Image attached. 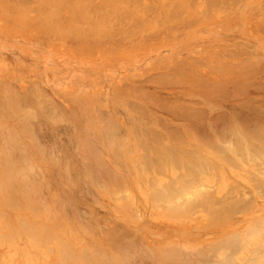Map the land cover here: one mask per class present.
Returning <instances> with one entry per match:
<instances>
[{"label": "crops", "instance_id": "crops-1", "mask_svg": "<svg viewBox=\"0 0 264 264\" xmlns=\"http://www.w3.org/2000/svg\"><path fill=\"white\" fill-rule=\"evenodd\" d=\"M263 75L264 0H0V264H179L175 262L219 260L225 249L224 245L213 248L217 238L231 231L232 221L240 228L246 223L238 206L229 204V195L235 191L230 187L234 183L242 186L248 179L243 170L252 166L241 162L245 157L242 155H251L248 145H258L256 155L264 148V130H260L264 125ZM253 107L257 119L251 116ZM228 120L232 125L233 121L236 125L244 121V128L241 123L235 125V133L236 127L231 130ZM221 121L227 130L218 127L223 125L218 124ZM246 127L255 135L261 131L258 135L262 137L253 139L254 134ZM222 128L224 132L233 131L225 136L235 133L234 138L247 130L246 136L240 134L238 138L251 133L253 144L249 138L244 139L246 144L250 142L244 148V142L237 138L238 146L232 142V134L226 139L221 135ZM165 129H173L168 133L174 137L180 133L181 137L174 139ZM204 136L210 139V145ZM220 141L228 146L213 147ZM244 150L248 153H241ZM161 151L172 159L167 161ZM193 151L199 159L195 154L188 156ZM143 155H149L148 159ZM155 157L161 158L159 162ZM177 158H184L190 166ZM194 160H205L200 162L205 169L199 170L200 164ZM192 161L198 164L197 175ZM158 163L161 167L155 166ZM160 170L162 173H157ZM236 171L238 176L233 175ZM183 173V179L191 180L192 174L203 183L198 186L195 176L192 182L196 184L183 180V185L190 184V189L194 185L204 187V192L201 188L198 195V189L195 192L193 188L191 193L188 184L183 188L178 180ZM167 177L177 182L169 183ZM162 181L169 183L167 190L160 187ZM149 184L151 190L155 187L159 193L166 191L163 197L151 191ZM170 185L182 188L178 191ZM227 186L232 194L225 192ZM208 189L214 192L206 196ZM193 193H197L195 200L203 196L202 203L207 197L210 202L206 199L208 204L201 205V200H196L197 205L192 202L195 206H189L187 200L189 204L194 201ZM221 193L228 196H224L225 202L231 207L224 197L220 201L229 208L219 204ZM151 194L160 196L162 202H155ZM168 195L175 199L166 198ZM214 195L218 206L213 204ZM169 199H174L171 202L176 206ZM220 206L225 209L220 210ZM61 251L69 254L63 256ZM70 251L74 252L72 261Z\"/></svg>", "mask_w": 264, "mask_h": 264}, {"label": "bare ground", "instance_id": "bare-ground-1", "mask_svg": "<svg viewBox=\"0 0 264 264\" xmlns=\"http://www.w3.org/2000/svg\"><path fill=\"white\" fill-rule=\"evenodd\" d=\"M217 1H218V0H217ZM149 2H150V1H149ZM214 2H216V1H214ZM174 3H176V2H174ZM211 3H212V2H211ZM230 3H231V2H230ZM209 4H210V3H209ZM148 5L151 6L150 3H149ZM164 5H165V4H164ZM150 6H149V7H150ZM172 6H173V4H172ZM174 6H175V4H174ZM174 6H173V7H174ZM145 7L147 8L146 5H145ZM157 7H158V5H157ZM157 7H154V10H155V8H157ZM175 7H176V6H175ZM171 9H172V7H171ZM146 10H148V9H146ZM169 11H170V10H169ZM177 12H178V11H177ZM126 13H127V12H126ZM126 13H125V14H126ZM128 13H129V12H128ZM118 14H119V13H118ZM126 15H127V14H126ZM123 16H124V15H123ZM128 16H129V14H128ZM168 16H169V15H168ZM172 17H173V15H172ZM127 18H128V17H127ZM160 18H161V17H160ZM135 26H136V25H135ZM105 40H106V39H105ZM105 40H104V41H105ZM114 40H115V39H114ZM166 75H167V74H166ZM163 76H164V75H163ZM168 76H169V74H168ZM263 76H264V75H263ZM261 78H262V77H261ZM160 80H161V79H160ZM166 81H167V80H166ZM166 81H164V82H166ZM179 81H180V80H179ZM239 81H240V80H239ZM251 81H252V80H251ZM176 82H177V80H176L174 83L176 84ZM160 83H161V82H160ZM251 83H253V82H251ZM172 84H173V83H172ZM261 84H262V83H261ZM197 85H198V84H197ZM207 85H208V84H207ZM209 85H210V84H209ZM242 85H243V84H242ZM246 85H247V84H246ZM246 85H245V86H246ZM251 86H252V85H251ZM261 86H262V85H261ZM254 87L256 88V86H254ZM255 88H254V89H255ZM222 90H223V88H222ZM262 90H263V89H262ZM220 92H221V91H220ZM229 92H230V91H229ZM226 94H227V93H226ZM222 95H223V94H222ZM259 95H260V94H259ZM248 97H249V96H248ZM255 99H257V98H255ZM246 100H247V99H246ZM248 100H250V99L248 98ZM40 101H41V100H40ZM240 101H241V100H240ZM42 102L44 103V101H42ZM168 102H170V101H168ZM191 102H192V101H191ZM194 102H195V101H194ZM249 102H251V101H249ZM263 102H264V101H263ZM263 102H262V103H263ZM43 103L40 102L41 107H43V105H44ZM158 103H159V102H158ZM246 103H248V102H246ZM258 103H259V101H258ZM160 104H161V103H160ZM179 104H180V103H179ZM182 104H183V103H182ZM195 104H196V103H195ZM249 104H250V103H249ZM251 104H252V102H251ZM253 104H254V103H253ZM253 104H252V105H253ZM132 105H134V104H132ZM162 105H163V106H166L164 103H163ZM241 105H242V104H241ZM130 106H131V104H130ZM163 106H161V108H162ZM256 106H257V105H256ZM262 106H263V105H262ZM159 107H160V106H159ZM167 107H168V106H167ZM179 107H180V106H179ZM190 107L194 108V107L191 106V105H190ZM130 108H131V107H130ZM133 108H135V106H133ZM197 108H198V107H197ZM245 108H246V107H245ZM247 108H248V107H247ZM46 109H47V108H46ZM162 109H163V108H162ZM167 109H168V108H166L165 111H167ZM180 109H182V107H181ZM185 109H186V108H185ZM185 109H184V110H185ZM194 109L196 110V108H194ZM198 109H199V108H198ZM231 109H232V108H231ZM233 109H235V108H233ZM243 109H244V108H243ZM254 109H255V107H253V114H251L250 112H248V113L251 114L252 117H254V115H255L254 113H256V112L254 111ZM260 109H261V107H260ZM130 110H131V109H130ZM163 110H164V109H163ZM170 110H171V109H170ZM172 110H173V109H172ZM172 110H171V111H172ZM216 110H217V109H216ZM238 110H239V109H238ZM247 110H248V109H247ZM263 110H264V109H263ZM133 111H134V110H133ZM143 111H144V109H143ZM168 111H169V110H168ZM193 111H194V110H193ZM193 111H192V113H193ZM230 111H231V110H230ZM239 111H241V110H239ZM242 111H243V110H242ZM250 111H251V110H250ZM256 111H257V110H256ZM258 111H259V109H258ZM184 112H185V111H184ZM197 112H198V110H197ZM199 112H200V110H199ZM204 112H206V111H204ZM235 112H236V111H235ZM243 112H244V111H243ZM29 113H30V112H29ZM145 113H146V112H145ZM145 113H144V114H145ZM190 113H191V112H190ZM190 113H189V114H190ZM194 113H195V112H194ZM238 113H239V112H238ZM244 113H245V112H244ZM244 113H243V114H244ZM57 114H58V113H57ZM169 114H171V113L169 112ZM202 114H203V113H202ZM235 114H237V113H235ZM257 114H258V112H257ZM262 114H263V113H262ZM146 115H147V114H146ZM150 115H151V113H150ZM181 115H182V114H181ZM186 115H188V113H187ZM224 115H225V114H224ZM239 115H241V114H239ZM245 115H246V114H245ZM263 115H264V114H263ZM184 116H185V114H184ZM189 116H190V115H189ZM193 116H194V115H193ZM199 116H201V115L199 114ZM235 116H236V115H235ZM237 116H238V115H237ZM241 116H242V115H241ZM259 116H260V115H259ZM158 117H159V116H158ZM174 117H175V116H174ZM191 117H192V115H191ZM195 117H196V116H195ZM203 117H204V116H203ZM214 117H215V116H214ZM216 117H219V116H216ZM220 117H221V116H220ZM242 117H243V116H242ZM252 117H251V118H252ZM183 118H184V117H183ZM183 118H182V119H183ZM188 118H189V117H188ZM212 118H213V117H212ZM223 118H224V116H223ZM237 118H238V117H237ZM239 118H240V117H239ZM239 118H238V119H239ZM243 118H244V117H243ZM254 118H256V116H255ZM49 119H50V118H49ZM161 119H162V118H161ZM193 119H194V118H193ZM195 119H196V118H195ZM204 119H205V118H204ZM204 119H203V121H204ZM213 119H214V118H213ZM215 119H217V118H215ZM226 119H227V118H226ZM233 119H234V118H233ZM246 119H247V116H246ZM246 119H245V120H246ZM256 119H257V118H256ZM258 119L261 121V118H260V117H259ZM159 120H160V119H159ZM196 120H197V119H196ZM196 120H194V122H195ZM199 120H202V119L200 118ZM199 120H198V121H199ZM205 120H206V119H205ZM229 120H230V119H229ZM229 120H228L227 123H230ZM235 120H236V119H235ZM240 120H241V119H240ZM240 120H237V121H240ZM243 120H244V119H243ZM253 120H254V119H253ZM157 121H158V120H157ZM212 121H213V120H212ZM212 121H211V122H212ZM217 121H218V120H217ZM226 121H227V120H226ZM246 121H247V120H246ZM249 121H250V120H248V122H247L248 124L251 123V121H250V122H249ZM255 121H256V120H254L253 123H254V125L256 126ZM57 122H58V121H57ZM109 122H110V121H109ZM109 122H108V123H109ZM152 122H153V121H152ZM158 122H159V121H158ZM162 122H163V119H162ZM162 122H161V123H162ZM167 122H168V121H167ZM200 122H201V121H200ZM200 122H199V123H200ZM205 122H206V121H205ZM213 122H215V121H213ZM213 122H212V123H213ZM235 122H236V121H235ZM243 122H244V121H243ZM243 122L240 121L241 125H240L239 122H236V123H239V125L242 126ZM263 122H264V121H263ZM114 123H115V122H114ZM114 123H113V124H114ZM133 123H134V122H133ZM196 123H198V122H196ZM202 123H203V122H202ZM260 123H261V122H259V123H258L259 125H258V124H257V125H258V126H261L262 123H261V124H260ZM64 124H65V123H64ZM162 124H163V123H162ZM164 124H165V122H164ZM218 124H223V125H219L218 127H221V126L223 127V126H224V123H222V121H221V123H218ZM245 124H246V123H245ZM24 125H26V124H24ZM107 125H108V124H107ZM115 125H116V124H115ZM131 125H132V124H131ZM154 125H155V123H154ZM165 125H167V123H166ZM188 125H189V124H188ZM201 125H202V124H201ZM203 125H204V123H203ZM203 125H202V126H203ZM216 125H217V124H216ZM227 125H228V124H227ZM230 125L232 126L231 130L234 129V127H236V126H239V125L234 124V121H233V125H234V126H233L231 123H230ZM235 125H236V126H235ZM262 125H263V124H262ZM108 126H109V125H108ZM133 126H134V125H133ZM168 126H169V125H168ZM189 126H190V125H189ZM192 126H193V125H192ZM198 126H199V125H198ZM231 126H230V127H231ZM250 126H251V125H250ZM255 126H254V130H258V126H257V127H255ZM194 127H196V126H194ZM200 127H201V126H200ZM205 127H206V126H205ZM209 127H211V126H209ZM218 127H217V128H218ZM225 127H226V125H225ZM242 127L244 128V126H242ZM247 127H248V126H247ZM247 127H246V129H247L248 131H251V129L249 130ZM261 127H262V126H261ZM132 128H133V127H132ZM171 128H172V127H171ZM211 128H212V127H211ZM223 128H224V127H223ZM223 128L221 129L222 132H224ZM227 128H228V127H227ZM238 128H239V127H238ZM259 128H260V127H259ZM105 129H106V128H105ZM111 129H112V127H111ZM169 129H170V128H169ZM169 129H167V130H169ZM175 129L177 130L178 128H175ZM196 129H197V128H196ZM202 129H203V128H202ZM208 129H209V128H208ZM212 129H213V128H212ZM224 129H226V128H224ZM239 129H240V128H239ZM246 129H243V130L245 131ZM107 130H108V129H107ZM112 130H113V129H112ZM167 130L165 129L166 133H168ZM171 130H173V129H171ZM171 130H169V131H171ZM204 130H205V129H204ZM217 130H219V134H220V129H217ZM226 130H227V129H226ZM228 130H229V131H227V132H233V131H230V129H228ZM234 130H235V129H234ZM247 130H246V131H247ZM260 130H261V131L264 130V125H263L262 128H260ZM115 131H116V130H115ZM115 131H114V132H115ZM173 131H174V130H173ZM195 131H196V130H195ZM237 131H238V129H237V127H236V131H235V133H237ZM246 131L244 132L245 135H242L241 133H240V134H241L242 136H246ZM252 131H253V130H252ZM252 131H251V132H252ZM261 131H260V132H261ZM109 132H111V131L109 130ZM198 132H199V131H198ZM201 132H202V131H201ZM213 132H214V131H213ZM222 132H221V133H222ZM227 132H224V133L221 134V135H223L224 138H225V137L227 136V135L225 136V133H227ZM256 132H257V131H256ZM260 132H259V133H260ZM136 133H137V132H136ZM169 133H170V132H169ZM169 133H168V134H169ZM178 133H179V132H178ZM203 133H204V132H203ZM203 133H201V134H202V138H203ZM205 133H206V132H205ZM207 133H209V132H207ZM235 133H233V134H232V133H229V134H228L229 137L227 136V138H231V137L233 136V139L236 140V141H233V139H232V142H236V143H237L238 140H240L241 138H238V136H239L240 134H239V135L236 134V135H238V136H237V137L235 136V138H236V139H235V138H234ZM238 133H239V132H238ZM252 133H253V132H252ZM254 133H255V132H254ZM254 133H253V134H254ZM259 133H258V134H259ZM107 134H108V133H107ZM137 134H139V132H138ZM172 134H173V133H172ZM198 134H199V133H198ZM217 134H218V133H217ZM231 134H232V135H231ZM248 134H249V132H247V135H248ZM258 134L256 133V135H258ZM119 135H120V134H119ZM134 135H135V134H134ZM169 135H170V134H169ZM179 135H180V133H179L178 135L176 134L175 137L172 136V135H170V136H172V138L175 139V138L178 137ZM230 135H231V137H230ZM241 135H240V136H241ZM249 135L251 136V138L253 137L251 133H250ZM249 135H248V136H249ZM256 135L254 134V138H253V139H259L260 136L258 135V137H257ZM261 135H264V132H262ZM112 136H113V135H112ZM115 136H116V135H115ZM115 136H114V137H115ZM197 136L199 137V135H197ZM211 136H212V135H211ZM250 136H249V137H245V138L242 137V139H241L242 142L246 141L248 138H249L248 141H250V139H251ZM106 137H108V136H106ZM120 137H121V136H120ZM122 137H123V136H122ZM180 137H181V135H180ZM206 137H208V136H206ZM221 137H222V136H219V138H221ZM256 137H257V138H256ZM261 137H262V136H261ZM261 137H260V138H261ZM109 138H110V137H108V139H109ZM134 138H136V137H134ZM145 138H146V137H145ZM169 138H170V137H169ZM200 138H201V137H199V139H200ZM204 138H205V136H204ZM237 138H238V140H237ZM106 139H107V138H106ZM114 139H115V138H114ZM117 139H118V137H117ZM146 139H147V138H146ZM148 139H149V138H148ZM148 139H147V140H148ZM208 139H209V138H208ZM211 139H213V138H211ZM225 139H226V138H225ZM244 139H246V140H244ZM262 139H263V138H262ZM262 139H260V140H262ZM111 140H113L112 137H111ZM136 140L139 141L138 138H137ZM157 140H158V139H157ZM200 140H202V139H200ZM204 140L206 141L207 144H208V143H211V142H210V139L207 140V139L205 138ZM241 140H240V141H241ZM243 140H244V141H243ZM31 141H32V140H31ZM107 141H108V140H107ZM117 141H118V140H117ZM140 141H141V140H140ZM177 141H178V140H177ZM181 141H182V140H181ZM184 141L186 142V140H184V138H183V142H184ZM202 141H203V140H202ZM207 141H209V142H207ZM228 141H229V142H228ZM228 141H227L228 143L231 142L230 139H229ZM240 141H239V142H240ZM252 141H253V140H251L250 142H252ZM142 142H143V141H142ZM160 142H161V141H160ZM213 142H214V141H213ZM213 142H212V143H213ZM220 142H221V143H218V144H216L215 146H213L215 143H214V144H211V146L216 147V146H218L219 144L222 145L221 147L226 146V145H224L225 142H224V143H223L222 141H220ZM239 142H238V143H239ZM250 142H247V143L250 144ZM256 142H258V140H256ZM259 142H261V141H259ZM76 143H77V142H76ZM112 143H113V141H112ZM176 143H177V142H176ZM238 143H237V144H238ZM254 143H255V141H254ZM261 143H262V142H261ZM107 144H108V143H107ZM109 144H110V143H109ZM109 144H108V145H109ZM136 144H137V143H136ZM140 144H141V143H140ZM140 144H139V145H140ZM142 144H143V143H142ZM161 144H163V143H161ZM231 144H232V143H231ZM242 144H244V145L242 146ZM242 144H241V146L244 147V148H245L246 145H248V144H246L245 142L242 143ZM251 144H253V142H252ZM128 145H130V144H128ZM145 145H146V144H145ZM154 145H155V144H154ZM208 145H210V144H208ZM223 145H224V146H223ZM229 145H230V144H229ZM234 145H236V144L234 143ZM255 145H256V144H255ZM259 145H260V144H259ZM261 145H262V144H261ZM261 145H260V146H261ZM116 146H117V145H116ZM121 146H122V145H121ZM140 146H141V145H140ZM163 146H164V145H163ZM227 146H228V145H227ZM227 146H226V147H227ZM231 146H232V145H231ZM238 146H239V144H238ZM238 146H237V147H238ZM241 146H240V147H241ZM249 146H251V147H249ZM20 147H21V146H20ZM110 147H113V146L110 145ZM146 147H147V146H144V150L147 149ZM149 147H150V146H149ZM156 147H157V146H156ZM156 147H155V148H156ZM161 147H162V146H161ZM164 147H165V146H164ZM164 147H162V148H164ZM166 147H167V146H166ZM166 147L164 148L165 150H166ZM170 147H171V146H170ZM229 147H230V146H229ZM242 147H241V148H242ZM247 147L250 148V151H251V155H252V156H251L250 154H249L248 156H247V155H242V156H245V157L242 158V159H243V161H245V163L248 164V165L251 163L250 165H252V166L246 167V168H244V170H243V168H241V169L244 171V173L247 174L248 179L244 182L245 184L243 183L242 186H239L237 183H236V184L234 183L235 185L233 184L232 187H230V188L232 189V191H234L233 189H235V191H234L235 193L233 192V194H232V191H231V189H229V186H227L229 191L225 189V190H226L225 192H226V193H227V192H228V193L231 192V193H229V194H232V195H233V196H230L229 194H227V195H229V198L231 197L230 199L232 200L231 202H229V204L232 205V206H234V204H235L236 206H238V208H237L236 206H235V207H236L237 209H239V211L236 210V211H234V212H237V211H238V212L242 213L243 215L246 214L245 216H246L247 219H249V218H251V219H254V218L257 219L256 217L260 216V214H264V179H262V178H264V177H262V176H264V154H263V153H264V151H263L264 148H262V152H263V153L259 151V155H256V153H257L256 151L258 150V145L255 146V147H257V149L254 147V144H253V145H248ZM252 147H254V148L252 149ZM262 147H264V145H263ZM127 148H128V147H127ZM131 148H132V147H131ZM137 148H138V146H137ZM158 148H159V147H158ZM210 148H211V147H210ZM217 148H218V147H217ZM233 148H235V150H236V147H233ZM241 148H237V150H238V149H241ZM244 148H243V149H244ZM8 149H9V148H8ZM13 149H14V148H13ZM108 149H109V148H108ZM135 149H136V148H135ZM180 149H181V147H180ZM189 149H190V148H189ZM225 149H227V148H225ZM243 149H242V150H243ZM254 149H255V150H254ZM155 150H156V149H155ZM165 150H164V151H165ZM170 150H172V147L170 148ZM175 150H176V149H175ZM183 150H184V148H183ZM185 150H186V149H185ZM185 150H184V151H185ZM213 150H214V149H213ZM216 150H217V149H216ZM223 150H224V148H223ZM246 150H247V149H246ZM248 150H249V149H248ZM248 150H247V151H248ZM253 150L255 151V153H254ZM113 151H114V150H113ZM128 151H129V150H128ZM157 151H159V150L157 149ZM168 151H169V149H168ZM168 151H167V152H168ZM179 151H182V150H179ZM186 151H187V150H186ZM186 151H185V152H186ZM220 151H221V150H220ZM228 151H231V150H228ZM232 151L234 152V149H232ZM232 151H231V152H232ZM244 151H245V150H244ZM247 151H245V152H242V151H241V153L246 154ZM252 151H253V152H252ZM9 152H10V150H9ZM9 152H8V155H9ZM117 152H118V151H117ZM159 152H160V151H159ZM159 152H157V153H159ZM161 152H162V151H161ZM170 152H171V151H170ZM174 152H175V151H174ZM182 152H183V151H182ZM187 152H188V151H187ZM187 152H186V153H187ZM226 152H227V150H226ZM226 152H224V153H226ZM235 152H236V151H235ZM235 152H234V153H235ZM111 153H112V152H111ZM113 153H114V152H113ZM115 153H116V152H115ZM146 153H147V152H146ZM172 153H173V152H172ZM172 153H170V155H171ZM176 153H177V152H176ZM178 153H179V152H178ZM191 153H192V154H191ZM191 153H190L188 156H191V155L194 156L193 154H195L196 151H195V153H194V151L191 152ZM221 153H222V151H221ZM247 153H248V152H247ZM260 153H261V154H260ZM40 154H41V153H40ZM153 154H154V153H153ZM160 154H163V152L160 153ZM160 154H159V157H160ZM167 154H168V153H167ZM187 154H188V153H187ZM196 154H198V153H196ZM196 154H195L194 157H196V156L199 157V156L196 155ZM228 154H229V153H228ZM2 155L4 156V154H2ZM116 155H118V154H116ZM163 155H164V154H163ZM163 155H162V156H163ZM199 155H200V154H199ZM225 155H226V154H225ZM235 155H236V153H235ZM239 155H240V154H238L237 156H239ZM254 155H255L256 157H254ZM93 156H94V155H93ZM93 156H92V157H93ZM143 156H144V157H143ZM143 156H142L143 158H145V157L147 158V156H149V155H146V156L143 155ZM152 156H153V155H152ZM154 156H156V155L154 154ZM154 156H153V157H154ZM164 156H165V155H164ZM173 156H174V155H173ZM183 156H184V155H183ZM200 156H201V155H200ZM223 156H224V155H223ZM229 156H230V155H229ZM249 156H250V157H249ZM115 157H116V156H115ZM117 157H119V156H117ZM120 157H121V156H120ZM130 157H131V156H130ZM142 157H141V159H142ZM165 157H166V156H165ZM165 157H163V158H165ZM169 157L171 158L172 156H169ZM169 157H168V159H169ZM194 157H192V158L194 159ZM197 157H196V158H197ZM227 157H228V156H227ZM230 157H231V156H230ZM251 157H252V158H251ZM0 158H1V157H0ZM100 158H101V157H100ZM155 158H156V157H155ZM155 158H154L153 161H155ZM163 158H162V160H163ZM184 158H185V157H184ZM184 158H181V160H180V158H177V159H179L178 162H179V161L182 162V160H183V161H184V165H185L186 163H188L187 161L185 162ZM188 158H189V157H188ZM188 158H187L186 160H188ZM196 158H195V159H196ZM200 158H201V157H200ZM202 158H204V157L202 156ZM147 159H148V158H147ZM147 159H146V163H148V161H149V160L147 161ZM159 159H161V158H159ZM159 159L156 158V163H157V161L159 162ZM165 159H167V157H166ZM168 159H167V161H169ZM171 159H172V158H171ZM173 159H174V158H173ZM193 159H191V160H193ZM197 159H199V158H197ZM234 159H235V158H234ZM234 159H233V157H232L231 160L235 161L236 159H235V160H234ZM239 159H240V158H239ZM242 159H241V162H242ZM6 160H7V159H6ZM9 160H10V159H9ZM24 160H25V159H24ZM95 160H96V159H95ZM150 160H152V159H150ZM174 160H175V159H174ZM174 160H172L171 162L173 163ZM189 160H190V159H189ZM189 160H188V161H189ZM229 160H230V159H229ZM229 160H228V161H229ZM11 161H12V160H11ZM18 161H19V160H18ZM101 161H102V160H101ZM160 161H161V160H160ZM164 161H165V160H164ZM175 161H176V160H175ZM194 161H195V162L198 161V163L200 164V162H201L202 160H200V161H199V160H194ZM204 161H205V160H204ZM204 161L201 162V163H204ZM206 161H207V160H206ZM249 161H250V163H249ZM19 162H20V161H19ZM96 162H97V161H95L94 166H96ZM102 162H103V161H102ZM133 162H134V160H133ZM229 162H230V161H229ZM235 162H236V161H235ZM10 163H11V162H10ZM17 163H18V162H17ZM100 163H101V162H100ZM103 163H105V162H103ZM161 163H163V162L161 161ZM190 163H191V162H190ZM205 163H206V162H205ZM232 163H233V162H232ZM236 163H237V162H236ZM245 163H243V164H245ZM19 164H21V163H19ZM98 164H99V162H98ZM106 164H107V163H106ZM134 164H135V163H134ZM149 164H150V163H149ZM149 164H148V165H149ZM158 164H159V165H158ZM158 164H156L155 166L157 167V166L162 165V164H160V163H158ZM163 164H164L163 166H168V167H169V165H165L166 162L163 163ZM167 164H168V162H167ZM182 164H183V163H182ZM195 164H196V163H195ZM207 164H208V161H207ZM207 164H205V167H206ZM4 165H5V164H4ZM146 165H147V164H146ZM153 165H154V163H153ZM153 165H152V169H153ZM184 165H183V166H184ZM192 165L194 166V167H193L194 169H196V168H197L196 166H198V164H197V165H194V164H193V161H192L191 166H192ZM201 165H202V164H200L199 166H201ZM203 165H204V164H203ZM209 165H210V164H209ZM209 165H207V166L211 169V166H209ZM231 165H232V164H231ZM238 165L242 166L241 164H238ZM12 166H13V164H12ZM101 166H102V164H101ZM140 166H141V165H140ZM155 166H154V168H156ZM172 166L175 167V164L172 165ZM179 166H180V165H179ZM186 166L188 167V166H190V165H187V164H186ZM186 166H185L184 168H186ZM199 166H198L199 170H201V169L203 170L204 167H203V166L199 167ZM233 166H234V163H233ZM240 166H239V167H240ZM14 167H16V165H15ZM98 167H99V166H98ZM125 167H126V166H125ZM150 167H151V166H150ZM160 167H161V166H160ZM174 167H173V168H174ZM195 167H196V168H195ZM202 167H203V168H202ZM234 167H236V165H235ZM237 167H238V166H237ZM242 167H243V166H242ZM143 168H144V167H143ZM148 168H149V167H148ZM184 168H182V169H184ZM209 168H208V170H209ZM15 169H16V168H15ZM26 169H27V168H26ZM137 169H138V168H137ZM141 169H142V168H141ZM141 169H140V170H141ZM167 169H168V168H167ZM187 169H188V168H187ZM204 169H205V168H204ZM206 169H207V167H206ZM212 169H213V167H212ZM145 170H147V169H145ZM178 170H179V169H178ZM199 170L196 169V171H197V172H196V175H197V173H198ZM208 170H207V172H208ZM16 171H17V170H16ZM27 171H28V170H27ZM153 171H154V170H153ZM181 171H182V170H181ZM183 171H184V173H185L187 170H186V171L183 170ZM191 171H192V170H191ZM191 171H190V173H191ZM194 171H195V170H194ZM30 172H31V171H30ZM111 172H112V171H111ZM137 172H138V171H137ZM149 172H150V171H149ZM160 172H161V170H160V171H157V173H160ZM167 172H168V171H167ZM179 172H180V171H179ZM192 172H193V171H192ZM199 172H200V171H199ZM201 172H202V171H201ZM203 172H204V171H203ZM215 172H216V171H214V173H212V171H211L212 174H215ZM6 173H7V172H6ZM14 173H15V172H14ZM28 173H29V172H28ZM109 173H110V172H109ZM155 173H156V171H155ZM161 173H162V172H161ZM177 173H178V172H177ZM184 173L182 174L183 176L180 175V176L182 177V179H178L181 183L183 182V180L186 181V182H189V181L192 182V179H194L195 176H196V175H194V176L192 177V174H191V177H190L191 180H188L186 177H185V179H183V178H184V175H185ZM186 173L188 174L189 172H186ZM205 173H206V172H205ZM233 173H234V174H233ZM233 173H232V174H233L234 176H238V174H239L238 171L233 172ZM26 174H27V173H26ZM140 174H141V173H140ZM153 174H154V173H153ZM187 174H186V175H187ZM193 174H194V172H193ZM242 174H243V173H242ZM8 175H9V174H7V176H8ZM12 175H13V174H12ZM17 175H18V174H17ZM99 175H100V174H99ZM120 175H121V174H120ZM120 175H119V176H120ZM150 175H151V173H150ZM165 175H166V174H165ZM215 175H216V174H215ZM0 176H1V175H0ZM19 176H20V175H19ZM83 176H84V175H83ZM100 176H101V175H100ZM139 176H140V175H139ZM157 176H158V175H157ZM166 176H167V175H166ZM168 176H169V175H168ZM174 176H175V175H174ZM174 176H173V177H174ZM189 176H190V175L188 174L187 177H189ZM23 177H24V176H23ZM23 177H22V178H23ZM121 177H122V175H121ZM151 177H153V179H154V176L151 175ZM169 177H170V176H169ZM169 177H167V179H169ZM171 177H172V176H171ZM173 177H172V178H173ZM176 177H179V175L176 176ZM211 177H212V176H211ZM216 177H217V176H216ZM5 178H7V177L5 176ZM8 178H9V180H10V177H8ZM12 178H13V176H12ZM100 178H101V177H100ZM111 178H112V176H111ZM146 178H150V177L147 176ZM172 178L169 179V183L173 182V181H172ZM174 178H175V177H174ZM179 178H180V177H179ZM235 178H236V177H235ZM246 178H247V177H246ZM13 179H15V178H13ZM24 179H25V178H24ZM31 179H32V178H31ZM108 179H109V178H108ZM122 179H123V177H122ZM153 179H150V180L152 181ZM200 179H201V176H200ZM213 179H214V178H213ZM32 180H34V179H32ZM101 180H102V179H101ZM115 180H116V179H115ZM123 180H124V179H123ZM147 180H148V179H147ZM154 180H155V179H154ZM170 180H171V181H170ZM174 180H175V179H174ZM187 180H188V181H187ZM194 180H195V181L197 180L198 186H199V184H200V185L203 184V183H199V181L201 182V180H199L197 176H196V179H194ZM198 180H199V181H198ZM216 180H218V178H217ZM0 181H2V180H0ZM13 181H15V180H13ZM19 181H20V180H19ZM22 181H23V180H22ZM22 181H21V182H22ZM24 181H25V180H24ZM113 181H114V180H113ZM195 181H193L192 184H193V183L196 184ZM3 182H4V181H3ZM105 182H106V181H105ZM122 182H123V181H122ZM155 182H156V180H155ZM162 182H163V181H162ZM162 182H161V183H162ZM165 182H166V181H165ZM176 182H177V181H176ZM176 182H175V183H176ZM215 182H217V181H215ZM230 182H231V181H230ZM230 182H228V184H229ZM240 182H241V181H240ZM6 183H7V182H6ZM27 183H28V182H27ZM34 183H35V182H34ZM98 183H99V182H98ZM102 183H103V182H101V183H99V184H102ZM152 183H153V182H151L150 184H152ZM161 183H160V184H161ZM163 183H164V182H163ZM169 183L167 182V183H166L167 185L164 183V184H162V186H160L159 184H158V185H159L161 188L164 186L163 189H166V190H167L168 188H165V186H169ZM173 183H174V182H173ZM173 183H172V184H173ZM175 183H174V184H175ZM181 183H179V184H181ZM183 183H184V182H183ZM183 183H182L183 188H184V187H187V184H188V183H187L186 185H183ZM213 183H214V182H213ZM213 183H212V184H213ZM3 184H4V183H3ZM9 184H10V183H9ZM150 184H149V189L151 190V188H153V187H152V185H150ZM154 184H155V183H153V185H154ZM172 184H171V185H172ZM179 184H176V185H179ZM192 184H191V185H192ZM250 184H251V185H250ZM16 185H17V184H16ZM19 185H20V184H19ZM122 185H123V184H122ZM147 185H148V184H147ZM171 185H170V186H171ZM188 185H189V186H188L187 188L191 187L190 184H188ZM204 185H205V184H204ZM215 185H216V184H215ZM230 185H231V184H230ZM10 186H11V185H10ZM32 186H33V185H32ZM101 186H102V185H101ZM182 186L180 185V188H182ZM192 186H193V185H192ZM198 186H196V187H198ZM202 186H203V185H202ZM208 186H209V185H208ZM208 186L206 185V188H207ZM26 187H27V186H26ZM98 187H99V186H98ZM103 187H104V185H103ZM121 187H122V186H121ZM150 187H151V188H150ZM160 187H159V189H160ZM171 187L174 188L173 186H171ZM171 187H170V188H171ZM194 187H195V185L193 186V188H194ZM212 187H214V185H212ZM227 187H226V188H227ZM12 188H13V187H12ZM30 188H31V187H30ZM100 188H101V189H104V188H102V187H100ZM117 188H119V187H117ZM180 188H179V187L177 188V186H176V189H175V188H174V189H175V190L178 189V191H179V190H181ZM193 188H191V189L189 188V189L192 190ZM201 188H202V187H201ZM201 188H200V187H199V188H194V190H195V189H198V191H197L198 195H199V192H200L199 189H201ZM203 188H204V187H203ZM203 188H202V190H203ZM206 188H205V189H206ZM208 188H209V187H208ZM210 188H211V187H210ZM6 189H7V188H6ZM4 190H5V189H4ZM11 190L13 191V189H11ZM22 190H23V189H22ZM22 190H21V192H22ZM28 190H29V189H28ZM124 190H127V189L124 188ZM124 190H123V191H124ZM152 190H153V189H152ZM152 190H151V191H152ZM154 190H156L155 187H154ZM154 190H153V191H154ZM171 190L175 192V190H173V189H171ZM171 190H170V191H171ZM185 190H186V189H185ZM202 190H201V191H202ZM208 190H209L210 193H207V192H206V193H207L206 196H208L209 194L211 195V190H212V192H214L213 189H211V190L208 189ZM208 190H207V191H208ZM14 191H15V190H14ZM14 191H13V192H14ZM19 191H20V190H19ZM156 191H157V192H156ZM156 191H154V192L158 193L161 197H163V192H166V191H163V190H162L163 192H160V193H159V190H156ZM160 191H161V189H160ZM170 191H167L166 194H169V193L172 192V191H171V192H170ZM221 191H222V190H221ZM9 192H10V191H9ZM120 192H121V191H120ZM168 192H169V193H168ZM174 192H173V193H174ZM185 192H186V191H185ZM187 192H188V191H187ZM192 192H193V190L191 191V193H192ZM195 192H196V190H195ZM195 192H194V193H195ZM203 192H204V190H203ZM225 192H224V193H225ZM7 193H8V192H7ZM16 193H17V191H16ZM31 193H32V192H31ZM123 193H126V191L123 192ZM151 193H152V192H151ZM178 193H179V192H178ZM181 193H183V192L181 191ZM189 193H190V192H189ZM194 193L191 194L192 197H193V195L195 196V197H194V201H193V200L190 201V202H191L190 204H189V199L187 198V199H188L187 202H188V205H189V206L192 205L193 203H195L196 200H197V201L201 200V198L203 197V196H202L200 199H198V197H197V199L195 200L197 193H196V194H194ZM200 193H201V192H200ZM224 193H223V194H224ZM246 193H247L246 197H248V198L245 197V194H246ZM21 194H22V193H21ZM234 194L237 195V196H238V194H239V196H240V194H241V196L239 197L241 200H240L237 196H235V197H236V199H235V198H234ZM5 195H6V194H5ZM117 195H119L120 198H122L123 196L126 197V195H123V196L120 195V194H117ZM154 195H155V194H154ZM154 195H153V196H154ZM169 195H170V194H169ZM169 195L166 196V198H168V197H172V196H169ZM171 195H175V197H177V198H178V196L181 197V194H180V195L177 194L178 196H176V193H174V194L171 193ZM183 195H184V194H183ZM183 195H182V197H183ZM185 195H186V194H185ZM187 195H188V194H187ZM202 195H203V194H202ZM220 195H221V197H220V196H219V197L217 196V197L219 198V204L221 205V203L223 202V200H224V202L227 201V200H225V197H224V196H226V194H224V196H223L222 193H221ZM242 195H244V196H242ZM10 196H11V195H10ZM24 196H25V195H24ZM151 196H152V194H151ZM153 196H152V198H153ZM160 196H159V197H158V196H157V197L154 196V197H156V198H155L156 201H155V200H154V201H155V202L158 201L159 203L162 202V199H159ZM188 196H189V195H188ZM212 196H213V194H212ZM7 197H9L8 194H7ZM192 197H190V198H192ZM199 197H200V196H199ZM223 197H224V199H223ZM5 198H6V197H5ZM12 198H13V197H12ZM12 198H11V199H12ZM152 198H151V199H152ZM157 198H158V199H157ZM172 198H174V196H173ZM177 198H176V199H177ZM183 198L186 199L185 196H184ZM183 198H182V199H183ZM204 198H205V197H204ZM204 198H203V199H204ZM208 198H209V197H207L206 199L208 200ZM212 198H213V197H212ZM212 198H210V199H212ZM214 198H215V199H213V200H214V201H213V204L216 205V204L218 203V202H217L218 199H216L215 195H214ZM220 198H221V199H220ZM229 198H228V196H226V199H229ZM8 199H9V198H8ZM153 199H154V198H153ZM170 199H171V198H170ZM170 199H169V200H170ZM174 199H175V198H174ZM174 199H173V200H170L169 203L174 204V202H171V201H175ZM206 199H204V202H203V203H202L203 200H201V201H200V204L202 203L201 205H203L205 202L207 203V200H206ZM222 199H223V200H222ZM238 199H239V200H238ZM6 200H7V199H6ZM9 200H10V199H9ZM31 200H32V199H31ZM163 200H165V197H164ZM179 200H180V198L178 199V202H179ZM205 200H206V201H205ZM220 200H221L222 202H221ZM14 201H15V200H14ZM16 201H17V200H16ZM24 201H25V200H24ZM29 201H30V200H29ZM154 201H153V202H154ZM176 201H177V200H176ZM183 201L185 202V200H183ZM183 201H181V202L184 203ZM11 202H12V200H11ZM27 202H28V201H27ZM35 202H36V200H35ZM35 202H34V203H35ZM150 202H151V201H150ZM187 202H185V203H187ZM192 202H193V203H192ZM208 202H210V200H208ZM216 202H217V203H216ZM7 203H10V202H7ZM7 203H6V204H7ZM182 203H181V204H182ZM185 203H184V204H185ZM225 203L228 204V202H225ZM12 204H13V206H14V202H13ZM26 204H27V203H26ZM28 204H29V203H28ZM28 204H27V206H28ZM163 204H164V203H163ZM172 204H170V206H171ZM184 204H183V205H184ZM197 204H198V202H196V205H197ZM207 204H208V203H207ZM211 204H212V203H210L209 205L211 206ZM213 204H212V205H213ZM226 204H223V203H222L221 206H222V207H225L224 205H226ZM229 204H228V205H229ZM10 205H11V203H10ZM97 205H99V204H97ZM154 205H155V204H154ZM167 205H168V203H167ZM228 205H227L226 207H228ZM230 205H229V207H231ZM7 206H9V204H7ZM16 206H18V204H16ZM24 206H25V205H24ZM39 206H40V205H39ZM100 206H101V205H100ZM165 206H166V204H164L163 207H164L165 209H168V208L165 207ZM170 206L168 205V207H170ZM172 206H176V205L174 204V205H172ZM172 206H171V207H172ZM179 206L181 207L182 205H179ZM192 206L194 207L195 205H192ZM217 206H218V204H217ZM217 206H216V207H217ZM221 206L219 207L220 210H221V208H222ZM28 207H29V206H28ZM35 207H36V206H35ZM177 207H178V206H177ZM180 207H178V208H179V211L182 212V214H183V213H184V212H183L184 210L181 211V210H180V209H181ZM182 207H183V206H182ZM186 207H187V209H190V210L193 209V207H192V208H191V207H188L187 204H186V206L184 205V208H186ZM208 207H209V206H207V210H208ZM226 207H225V208H226ZM229 207H228V208H229ZM178 208H177V210H175V211H178ZM210 208H211V209H212V208L215 209V206H212V207H210ZM225 208H222V209L224 210ZM8 209H9V208H8ZM32 209H33V208H32ZM162 209H163V208H162ZM187 209H186V210H187ZM30 210H31V209H30ZM43 210H45V209H43ZM170 210L173 211V209H170ZM190 210H189V211H190ZM194 210H196V208H195ZM201 210H205V208H203V209H201ZM215 210H216V209H215ZM217 210H219V209H217ZM0 211H2V210H0ZM33 211H34V210H33ZM166 211H167V210H166ZM209 211H210V210H208V212H209ZM211 211H212V210H211ZM48 212H49V211H48ZM193 212H194V211H193ZM43 213H44V212H43ZM133 213H134V212H133ZM187 213H188V212H187ZM187 213L185 212V214H187ZM134 214H135V213H134ZM178 214H180V213H178ZM231 214H232V212H231ZM229 215H230V214H229ZM53 216H54V215H53ZM130 216H131V215H130ZM135 216H136V215H135ZM185 216H187V215H185ZM172 217H173V216H172ZM176 217H177V216H176ZM188 217H189V216H188ZM227 217H228V216H227ZM2 219H3V217H2ZM45 219H46V218H45ZM260 219H261V218H260ZM19 220H21V218H20V219L18 218V221H19ZM22 220H23V219H22ZM257 220H258V219H257ZM18 221H17V225H18ZM250 221H253V220H250ZM250 221L247 222V224H248V223L252 224V222H250ZM255 221H256V220H255ZM25 222H26V221H25ZM257 222H258V221H257ZM26 223H27V222H26ZM22 224H23V223H22ZM247 224H246V225H247ZM250 224L247 225V227H249V226L251 227ZM27 225L29 226V224H27ZM232 225H233V224H231V226H232ZM252 225H253V224H252ZM25 226H26V225H25ZM25 226H24V228H25ZM28 226H27V228H25L26 230L29 229ZM45 226H46V225H45ZM257 226H258V225H257ZM19 228H21V226H20ZM31 228H33L32 225H31ZM45 228H48V227L46 226V227H44V229H45ZM235 228H236V227H234V229H235ZM22 229H23V228H22ZM34 229H35V228H34ZM42 229H43V227H42ZM44 229H43V230H44ZM253 229H254V228H253ZM32 230H33V229H32ZM45 230H46V229H45ZM47 230H48V229H47ZM237 230H239V229L234 230V232H232V234H230V233H229V234L226 233L224 236H222L223 240L221 239V240H219L218 242H216V243L213 244V245H215L213 248L216 250V248H220V246L222 247L223 245H226V246H227V244L229 243V246H227V247H229V248L231 249V247H230L231 244H230V241H229V240H232V239H233V242H234V240L238 237V231H237ZM254 230H255V229H254ZM30 231H31V230H30ZM35 231H36V229H35ZM168 231H169V230H168ZM239 231H240V230H239ZM246 231H247V230H246ZM249 231H250V229H249ZM249 231H248V232H249ZM47 232H48V231H47ZM252 232H253V230H252ZM30 233H31V232H30ZM32 233H33V231H32ZM236 233H237V234H236ZM45 234H46V233H45ZM48 234H50V233H48ZM55 234H56V233H55ZM91 234H92V233H91ZM4 235H5V234H4ZM17 235H18V234H17ZM26 235H27V234H26ZM28 235H29V234H28ZM30 235H31V234H30ZM35 236H36V235H35ZM44 236H46V235H44ZM44 236H43V237H44ZM235 236H236V237H235ZM6 237H7V236H6ZM29 237H30V236H29ZM32 237H33V235H32ZM52 237H53V236H52ZM186 237H187V236H186ZM34 238H35V237H34ZM170 238H171V237H170ZM229 238H232V239H229ZM37 239H38V238H37ZM48 240H49V239H48ZM48 240H47V241H48ZM236 240H237V239H236ZM236 240H235V241H236ZM227 241H229V242H227ZM237 241H238V240H237ZM44 242H45V241H44ZM171 242H172V241H171ZM223 242H224L225 244H224ZM86 243H87V242H86ZM221 243H222L223 245H222ZM226 243H227V244H226ZM231 243H232V242H231ZM175 244H176V243H175ZM41 245H43V244L41 243ZM232 245H233V244H232ZM43 246H44V245H43ZM58 246H59V245H58ZM62 246H63V245H62ZM62 246L60 245V247H62ZM67 246H68V245H67ZM173 246H174V245H173ZM175 246H176V245H175ZM233 246H234V245H233ZM39 247L41 248V246H39ZM49 247H50V246H49ZM145 247H146V246H145ZM235 247H237V246H235ZM55 248H56V247H55ZM70 248H71V247H70ZM138 248H139V247H138ZM174 248H175V247H174ZM213 248H212V249H213ZM58 249H59V248H58ZM61 249H62V248H61ZM64 249H66V248H64ZM193 249H194V248H193ZM196 249H197V248H196ZM210 249H211V248H210ZM224 249H225V248H224ZM234 249H235V248H234ZM55 250H56V249H55ZM126 250H127V249H126ZM138 250H139V249H138ZM148 250H149V249H148ZM176 250H177V249H176ZM176 250L174 249V251H176ZM236 250H237V249H236ZM49 251H50V250H49ZM122 251H123V250H122ZM196 251H198V250H196ZM227 251H228V250H227ZM232 251H233V250H232ZM63 252H64V250H63ZM68 252H69V251H68ZM70 252H72V251H70ZM98 252H99V251H98ZM124 252H125V251H124ZM169 252H170V251H169ZM194 252H195V249H194ZM211 252H212V251H211ZM213 252H214V251H213ZM73 253H74V252H72V256H73ZM143 253H144V252H143ZM150 253H151V252H150ZM167 253H168V252H167ZM171 253H172V252H171ZM178 253H179V252H178ZM185 253H186V252H185ZM195 253H196V252H195ZM195 253H194V254H195ZM197 253H198V255H199L200 251L197 252ZM227 253L230 254V255L232 254L231 251H230V253H229V252H227ZM227 253H226V254H227ZM60 254L63 255L64 253L62 254V251H61ZM65 254H66V256H67L69 253H66V252H65ZM65 254H64V255H65ZM70 254H71V253H70ZM131 254H132V253H131ZM162 254H163V253H162ZM175 254H176V253H174V255H175ZM189 254H191V253H189ZM189 254H188V255H189ZM211 254H212V253H211ZM213 254H214V253H213ZM215 254H216V253H215ZM226 254H224V255H226ZM58 255H59V254H58ZM61 255H60V256H61ZM64 255H63V256H64ZM164 255H167V254H164ZM186 255H187V254H186ZM201 255H202V254H201ZM201 255H199V256H201ZM224 255H223V256H224ZM105 256H106V255H105ZM130 256H131V255H130ZM170 256H171V255H170ZM181 256H184V255H181ZM199 256H198V257H199ZM208 256H209V255H207V257H208ZM212 256H213V255H212ZM223 256H222L221 260L223 259ZM73 257H74V256H73ZM73 257H72V258H73ZM167 257H168V256H167ZM185 257H186V256H185ZM189 257H190V256H187V258H189ZM192 257H193V256H192ZM224 257L229 258L228 255H227V256H224ZM67 258H68V257H67ZM69 258L71 259V261L75 259V257L72 259L70 256H69ZM89 258H90V257H89ZM107 258H108V257H107ZM126 258H128V257H126ZM159 258H160V257H159ZM169 258H170V257H169ZM172 258H174V257H172ZM181 258H182V257H181ZM200 258H201V257H200ZM232 258H233V257H232ZM64 259H65V258H64ZM77 259H78V257H77ZM79 259H80V258H79ZM179 259H180V258H179ZM190 259H191V258H190ZM207 259H208V258H207ZM207 259H206V262L208 261ZM59 260H61V259H59ZM89 260H90V259H89ZM94 260H95V259H94ZM159 260H160V259H159ZM188 260H189V259H188ZM193 260H194V259H193ZM203 260H204V259H203ZM67 261H68V259H67ZM69 261H70V260H69ZM69 261H68V262H69ZM82 261H83V260H82ZM82 261H81V262H82ZM95 261H96V260H95ZM103 261H104V260H103ZM177 261H178V260H177ZM214 261H215V260H214ZM217 261L221 262L220 260H217ZM217 261H216V262H217ZM196 262H197V261H196ZM198 262H199L200 264H201V263L203 264L204 261H203V262L198 261ZM211 262H212V261H211ZM222 262L224 263V260H222ZM225 262H226V259H225ZM62 263H64V262L62 261ZM71 264H73V263H71ZM74 264H75V263H74ZM106 264H107V263H106Z\"/></svg>", "mask_w": 264, "mask_h": 264}, {"label": "rangeland", "instance_id": "rangeland-1", "mask_svg": "<svg viewBox=\"0 0 264 264\" xmlns=\"http://www.w3.org/2000/svg\"><path fill=\"white\" fill-rule=\"evenodd\" d=\"M254 157H256V156H254ZM249 163H250V161H249ZM243 173H244V171H243ZM262 177H264V176H262ZM262 179H264V178H262ZM242 196H244V195H242ZM246 198H248V197H246ZM245 215L246 214L243 215V218L244 217L246 218ZM256 218L258 220L255 218L254 219H251V218L247 219L246 218V223L244 226H242V228H240V226L236 225L235 222L232 221L231 224H233V225L231 226V231L228 232V234L229 233L232 234V232H234V230L239 229L240 231L237 230L238 231V237L236 238L238 241L235 239L236 241L234 240V242H233V239L229 238V239H232V240H229L230 244H231L230 245L231 249L229 247H227V246H229V243L228 244L226 243L227 246L224 245L223 248H225V250H223L222 255L219 259L221 262H219V261H217V262H203V264H264V214H260V216H258ZM250 220H253V221H250ZM249 221L252 222L253 225L250 223L247 224V222H249ZM246 224L247 225L250 224L251 227L250 226L247 227ZM234 227H236V228L234 229ZM249 229H250V231H249ZM252 230H253V232H252ZM221 239L223 240L222 237L217 238L216 242H218ZM229 241H227V242H229ZM235 246H237V247H235ZM216 249H219V248H216ZM230 251L232 253L231 255L227 253V252L230 253ZM224 254H226V255H224ZM223 255L224 256L228 255L229 258L224 257ZM222 256H223L222 260H224V263L221 260ZM225 259H226V262H225ZM168 263L171 264L173 262H168ZM175 263H179V264H200L199 262H175Z\"/></svg>", "mask_w": 264, "mask_h": 264}]
</instances>
